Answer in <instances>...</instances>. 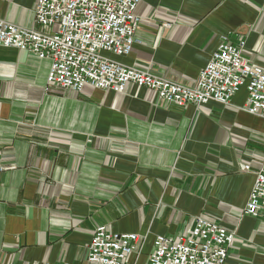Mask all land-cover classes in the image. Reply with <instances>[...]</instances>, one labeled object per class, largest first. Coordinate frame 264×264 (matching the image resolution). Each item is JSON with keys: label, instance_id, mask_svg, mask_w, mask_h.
Returning <instances> with one entry per match:
<instances>
[{"label": "crops", "instance_id": "1", "mask_svg": "<svg viewBox=\"0 0 264 264\" xmlns=\"http://www.w3.org/2000/svg\"><path fill=\"white\" fill-rule=\"evenodd\" d=\"M36 0H0V20L46 32ZM126 67L194 87L220 37L264 69V0H141ZM50 65L0 47V264H87L96 228L187 236L196 217L233 233L226 264H264V220L244 214L264 170V118L228 105L176 107L145 88L48 87ZM249 166L246 171L244 167Z\"/></svg>", "mask_w": 264, "mask_h": 264}, {"label": "built area", "instance_id": "2", "mask_svg": "<svg viewBox=\"0 0 264 264\" xmlns=\"http://www.w3.org/2000/svg\"><path fill=\"white\" fill-rule=\"evenodd\" d=\"M141 0H36L35 23L46 32L0 20V47L27 52L49 62L48 87L81 93L86 85L124 93L128 85L152 91L159 100L185 107L209 101L228 105L243 87L244 110L264 118V69L243 57L245 41L220 37L217 50L200 71L194 87L126 67L108 56H126L139 42L135 10ZM246 171L249 166L244 167ZM4 170L1 164L0 172ZM244 214L264 220V170L254 182ZM233 233L196 217L187 236H156L144 264H226ZM139 236L95 229L86 251L87 264H137ZM50 264V263H46Z\"/></svg>", "mask_w": 264, "mask_h": 264}, {"label": "rangeland", "instance_id": "3", "mask_svg": "<svg viewBox=\"0 0 264 264\" xmlns=\"http://www.w3.org/2000/svg\"><path fill=\"white\" fill-rule=\"evenodd\" d=\"M137 264H144V257L141 256L137 262Z\"/></svg>", "mask_w": 264, "mask_h": 264}]
</instances>
